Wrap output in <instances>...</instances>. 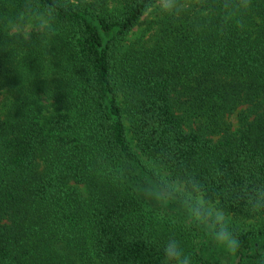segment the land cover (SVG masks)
I'll use <instances>...</instances> for the list:
<instances>
[{
  "label": "trees",
  "instance_id": "16d2710c",
  "mask_svg": "<svg viewBox=\"0 0 264 264\" xmlns=\"http://www.w3.org/2000/svg\"><path fill=\"white\" fill-rule=\"evenodd\" d=\"M163 1L41 0L66 5L57 35L0 50V264H163L169 237L219 264L146 195L153 161L205 185L237 264H264L247 202L264 189V0ZM23 3L0 0V48Z\"/></svg>",
  "mask_w": 264,
  "mask_h": 264
},
{
  "label": "clouds",
  "instance_id": "9594fccd",
  "mask_svg": "<svg viewBox=\"0 0 264 264\" xmlns=\"http://www.w3.org/2000/svg\"><path fill=\"white\" fill-rule=\"evenodd\" d=\"M66 5L58 2L55 9ZM177 5L166 3L164 10L172 14ZM41 0H24L23 6L5 18L3 32L5 39L0 50L15 55L32 43L47 44L59 31L57 11ZM35 34V40L32 39ZM146 167L151 175L144 189L147 196L158 201H175L186 213L187 218L206 229V237L218 248L235 253L240 247L238 226L225 211L207 196L206 187L190 174H173L162 162L153 161ZM252 212L264 213V189H256L248 196ZM163 264H194L193 256L174 237L160 244Z\"/></svg>",
  "mask_w": 264,
  "mask_h": 264
},
{
  "label": "rangeland",
  "instance_id": "374dc122",
  "mask_svg": "<svg viewBox=\"0 0 264 264\" xmlns=\"http://www.w3.org/2000/svg\"><path fill=\"white\" fill-rule=\"evenodd\" d=\"M166 3H171V0H164L161 3V6L164 7ZM149 19H152V17H150ZM143 35H147V26L144 24L137 29L134 39H139ZM232 124L234 125L235 129L238 127L236 117H233ZM159 202L164 211H168L170 215H172V217L183 218L186 223L192 226H197L191 220H189L187 216L186 218L183 217L184 215H186V213L180 208L177 203H173L170 201ZM196 248L200 252L201 257L203 258V262L237 264L239 261L236 252L230 253L224 249L218 248L213 242H211V240L206 237V229L202 227L198 232V237L196 238Z\"/></svg>",
  "mask_w": 264,
  "mask_h": 264
}]
</instances>
